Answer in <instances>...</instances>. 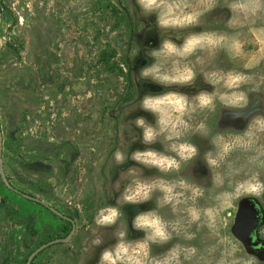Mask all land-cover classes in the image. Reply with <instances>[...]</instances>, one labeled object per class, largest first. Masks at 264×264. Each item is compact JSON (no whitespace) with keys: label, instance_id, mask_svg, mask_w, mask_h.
<instances>
[{"label":"rangeland","instance_id":"obj_1","mask_svg":"<svg viewBox=\"0 0 264 264\" xmlns=\"http://www.w3.org/2000/svg\"><path fill=\"white\" fill-rule=\"evenodd\" d=\"M228 22L229 13L221 6L203 16L200 27L224 30ZM199 30L193 26L160 34L155 16H142L135 0H0V264H28L43 246L34 264H97L101 249L114 243V232L97 229L104 243L91 245L96 210L115 203L113 181L135 163L129 160L118 166L112 154L139 137L131 119H153L140 109L127 113L139 106L138 96L163 90L149 81H137L135 74L149 62L145 49L158 46L165 35L182 37ZM245 38L246 51L264 46V36ZM214 66L228 69L234 62L221 51ZM195 83L210 90L202 78ZM179 90L191 95L197 88ZM260 108L253 98L244 115ZM209 123L214 131L220 130L218 124L231 132L244 129L247 121L232 119L218 109ZM190 139L201 153L208 148L202 138ZM142 147L137 141L130 150ZM231 158L244 161L240 152ZM193 173L201 179L208 169L197 161ZM156 174L145 170V175ZM245 199L224 208L223 234L239 247L240 255L264 264V251L252 252L234 233L237 211ZM259 201L264 210V200ZM201 204L207 207L210 198ZM150 206L155 201L125 207L131 238L142 235L131 230V217ZM161 211L166 218L170 215L168 209ZM63 215L75 220L74 230L61 219ZM259 237L264 242V224ZM213 239V234L202 230L194 243Z\"/></svg>","mask_w":264,"mask_h":264},{"label":"clouds","instance_id":"obj_2","mask_svg":"<svg viewBox=\"0 0 264 264\" xmlns=\"http://www.w3.org/2000/svg\"><path fill=\"white\" fill-rule=\"evenodd\" d=\"M135 5L142 16H155L160 34L193 26L200 30L165 35L158 46L145 49L149 62L135 74L137 81L163 90L138 96L139 106L127 113L140 109L153 119H131L139 137L112 154L118 166L135 163L113 181L115 203L96 210L91 245L104 243L97 229L114 232V243L101 249L97 264H256L223 234L221 217L225 207L242 198L264 200V46L246 51L245 38L264 36V0H135ZM221 6L229 13L225 29L200 27L201 18ZM221 51L233 67L214 66ZM198 77L210 90L195 83ZM183 87L197 91L189 95L179 90ZM253 98L261 108L246 117ZM218 109L232 119H246V127L228 132L217 124L220 130L214 131L209 121ZM191 136L205 140L208 148L201 153ZM137 141L143 147L130 150ZM236 152L243 154V163L231 158ZM197 161L208 169L201 179L193 173ZM146 169L157 174L145 175ZM205 198L211 200L207 207L201 204ZM151 201L155 206L131 217V230L142 233L131 238L125 207ZM162 209L169 210L167 218ZM202 230L214 235L212 242L194 243Z\"/></svg>","mask_w":264,"mask_h":264},{"label":"flooded vegetation","instance_id":"obj_3","mask_svg":"<svg viewBox=\"0 0 264 264\" xmlns=\"http://www.w3.org/2000/svg\"><path fill=\"white\" fill-rule=\"evenodd\" d=\"M0 141L3 142V137H0ZM29 198V200L32 201H36V198H33L31 196H27ZM37 202V201H36ZM262 204L261 201L259 200H252V199H245L243 201H241L239 209L237 211V215L238 212L240 211V209H242L243 215L247 216L249 219L245 222V224H243V226L241 228L238 229V231H240L241 233H245L247 235L250 236V241L249 244L244 243L243 241H241L238 237V239L247 247V249L251 250L252 252H255L256 254H260L263 253L264 251V242L260 239L259 237V232L261 227L264 224V210L262 208ZM50 210L52 212H54V208L49 207ZM54 209V210H53ZM57 211V210H56ZM55 214H59V212H54ZM237 215H236V222H237ZM61 219L66 220L68 224H71L73 226V230L76 227L75 224V220L71 219L65 215L61 216ZM236 222H235V226H234V233H235V228H236ZM254 225V226H253ZM252 227H254L252 229ZM236 235V234H235ZM59 240H52L51 242H48L46 244L52 246L54 243L58 242ZM33 262H35V260H33ZM32 262V264H33Z\"/></svg>","mask_w":264,"mask_h":264},{"label":"water","instance_id":"obj_4","mask_svg":"<svg viewBox=\"0 0 264 264\" xmlns=\"http://www.w3.org/2000/svg\"><path fill=\"white\" fill-rule=\"evenodd\" d=\"M1 137V135H0ZM2 144V142H0V145ZM54 210V209H53ZM54 212H57L56 210H54ZM243 210L240 209V211L238 212V215H237V222H236V228H235V234L236 236L241 240L243 241L244 243H248L249 244V241H250V236L247 235L245 236L246 234L245 233H241L240 231H238L239 228H241L243 226V224H245V222L249 219L247 216L243 215ZM254 226V225H253ZM254 227H252L253 229ZM45 246L39 248L38 250H36L29 258L28 260V264H32L35 256L40 253L43 249H44Z\"/></svg>","mask_w":264,"mask_h":264},{"label":"trees","instance_id":"obj_5","mask_svg":"<svg viewBox=\"0 0 264 264\" xmlns=\"http://www.w3.org/2000/svg\"><path fill=\"white\" fill-rule=\"evenodd\" d=\"M33 264H34V262H33Z\"/></svg>","mask_w":264,"mask_h":264}]
</instances>
